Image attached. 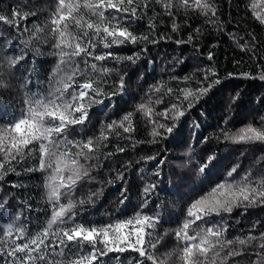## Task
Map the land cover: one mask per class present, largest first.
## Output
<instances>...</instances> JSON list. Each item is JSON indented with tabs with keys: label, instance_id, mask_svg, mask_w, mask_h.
<instances>
[{
	"label": "snow or ice",
	"instance_id": "snow-or-ice-1",
	"mask_svg": "<svg viewBox=\"0 0 264 264\" xmlns=\"http://www.w3.org/2000/svg\"><path fill=\"white\" fill-rule=\"evenodd\" d=\"M228 5L231 10L232 0ZM145 18V29L134 31V21ZM248 19L264 29L255 0L243 5V13L238 3L236 18L229 11L228 21L216 0H10L0 11V264H170L169 257L178 264H264V94L235 131L229 125L239 92L229 93L213 133L197 140L201 125L193 119L188 139H178L191 110L225 79L215 63L200 59L215 60V43L201 49L205 29L224 33L234 25L229 40L258 71H229L226 77L264 82V65L257 62L264 59L257 55V49L264 53V39ZM195 20L200 23L193 26ZM157 22L171 32H157ZM173 34L180 37L177 45L194 50L191 71L176 74L184 61L173 57L162 69L166 80L161 75L145 87L141 74L139 99L133 95L129 109L115 118L111 101L127 95L131 84L122 69L136 65L148 44L173 40ZM129 44L126 54L122 46ZM42 56L51 57L50 67H39ZM137 117L149 127L146 141L136 139ZM213 137L224 144L225 157L209 147ZM145 143L155 149L136 156L137 145ZM162 144L183 151L173 161ZM129 148L135 159L120 162ZM165 168L170 181L186 178L177 170L194 177L174 228L169 207L175 202L160 199ZM129 171L138 175L134 194ZM33 173L41 177L34 184L33 177L20 179ZM117 184L103 212L107 219L85 221L88 208ZM250 208L262 215L237 231ZM169 236L175 246L161 255Z\"/></svg>",
	"mask_w": 264,
	"mask_h": 264
},
{
	"label": "trees",
	"instance_id": "trees-1",
	"mask_svg": "<svg viewBox=\"0 0 264 264\" xmlns=\"http://www.w3.org/2000/svg\"><path fill=\"white\" fill-rule=\"evenodd\" d=\"M21 0H17V3H20ZM38 3L43 5L46 3V0H37ZM217 4L220 5V12L222 14V18L225 21L229 20V11H231V18L235 19L237 16V4L241 5V13H243V5L245 3H252L253 0H232V7L231 10L229 9L228 0H216ZM264 3V0H255L256 10L258 12H264V7H261V4ZM10 4V0H0V11H3L4 6ZM167 20V18H164ZM31 20V18H30ZM29 20V23H30ZM184 17L181 15L180 22H181V34L186 39L187 38V25L183 23ZM195 23H200L199 20H195ZM248 26L251 30L255 31L257 36L261 39H264V29H261L258 23H255L252 19L247 20ZM147 25V18L145 19H137L133 23V30L136 32L143 31ZM74 27V25H73ZM234 25H228L227 29L224 33H217L215 31H211L205 29L202 41H201V49L203 52L209 50V45L215 43L216 47L212 48L211 51L214 53L215 60L213 62H209L206 60L205 57L202 55L200 56L201 60H204L205 63H215L218 67V72L221 77H225L222 79L219 85H216L213 90H211L210 95L206 98L205 101H202L198 106L191 110V114L187 116V119L184 121V125L182 127V137H178L180 142L182 143L183 140L188 139L189 133V121L193 119L197 120L201 127L196 129V139L198 140L202 135H210L213 133L214 130L217 128L218 118L221 117L223 112V105L225 100L227 99L229 92L232 95H235L237 92L240 93L239 101L233 108V112L235 116L229 125V127L235 131L236 128L241 126V123H246L247 121L244 119L246 114L250 110H254L255 108V98L261 94H264V82L259 81L258 79H250L244 78L240 76H233L231 78L226 77V73L229 71L232 72H239L240 70H248L253 73H256L258 69L255 67L252 61L248 59L247 56L239 53V49H237L229 37L227 35L228 32L233 30ZM171 32L170 27L165 29L163 25H160L157 22V32ZM174 35L173 40H159L157 44H148L147 50L141 56L140 61L137 62L136 65L129 64L127 67L123 68L122 71L127 72L129 76L127 79L131 81L129 91L127 95L117 96L114 97L111 103L115 106V111L113 116L115 118H119L122 115V110H128L130 105L132 104L131 97L135 95L137 99H139V92L136 90V85L139 82L138 77L143 74L145 77L143 83L144 86L148 83H152L154 79H158L163 75L164 79H167V74L162 72V69H165L169 62L172 61L173 57H181L183 58V63L177 65L176 67V74L183 76L186 73L191 71V67L194 64V50L190 45L180 44L177 45L175 43V39L180 38L179 36ZM102 47V46H101ZM114 48L116 46H113ZM130 50H132V45H125L122 46V51L126 54H130ZM257 55H264L261 53L260 49H257ZM242 60L243 62L239 65H233L232 60ZM39 62V67L48 68L50 67L51 57L42 56L37 57ZM258 63L264 65V59L257 61ZM190 63V65H189ZM115 75V74H113ZM157 110H159L160 106H156ZM205 111L207 113L206 116L201 115V111ZM135 123L137 126V131L135 133L137 140H148L150 139L149 136V127L146 126L143 120L139 117L135 119ZM97 130H98V123H97ZM123 143V142H121ZM209 147L214 148L217 150L219 155L223 158L227 150L224 147L222 142H218L214 137L209 144ZM137 148L140 151H136V156L143 154V152L147 151L148 149H155V146L143 144L137 145ZM161 150L165 152V156H170L173 158L179 156L183 149L175 148L172 144L168 145L167 150H164L163 144L161 145ZM128 155L125 156L124 154H120V162H123L124 159H135V156L132 155L133 150L131 148L127 149ZM150 154V153H149ZM230 158V157H229ZM195 161V158H194ZM245 165L248 164L247 160L243 161ZM151 164V162H149ZM173 168H175V162H173ZM183 171L185 174V179L180 180L178 176H172L171 181L169 180V174L167 168H165V175H164V184L161 186L162 190L160 193V199L163 201H174L175 204L170 205L169 213L173 217V221L170 227L176 226V221L179 220L182 216V210L179 205L185 200V194L189 192V189L192 187L193 180L187 179L189 173L186 170H177ZM103 175V173H102ZM126 179L130 182V186L133 188V194L137 190L138 187V175L135 171H129L125 173ZM29 177H33L29 181L30 184L36 183L39 180L40 173H33V174H25L20 179L28 180ZM6 179L8 180H16L17 177L15 175H9ZM172 185L178 186V190L175 187H171ZM8 185L5 184V187ZM119 185H112L105 190V195L102 197L101 202L95 208L89 207L86 213H84L85 221L89 222H96L99 223L102 220H106L107 218L103 216V212L109 207L110 201L116 188ZM204 190H207V185H205ZM19 191H22L19 190ZM32 193H35V189H30ZM86 191V190H85ZM203 194V193H200ZM195 195V193H193ZM128 208H125V211H129ZM239 209L236 210V215H239ZM43 216L44 213L41 212L39 214ZM262 215L259 208H250L247 213L244 214V217L241 218L240 225H237V231L242 228L247 227L248 220L259 217ZM249 218V219H248ZM199 223V222H197ZM162 231V229H161ZM231 231V230H230ZM167 244L164 248L160 249L161 255L165 252H168L175 246V239L172 236L166 238ZM130 251V250H129ZM170 264H178V262L174 259V257H169ZM115 264V262H113Z\"/></svg>",
	"mask_w": 264,
	"mask_h": 264
},
{
	"label": "bare ground",
	"instance_id": "bare-ground-1",
	"mask_svg": "<svg viewBox=\"0 0 264 264\" xmlns=\"http://www.w3.org/2000/svg\"><path fill=\"white\" fill-rule=\"evenodd\" d=\"M189 65H190V63H189ZM191 69H192V67H191ZM230 93V92H229ZM232 94H234V93H232ZM249 219V218H248Z\"/></svg>",
	"mask_w": 264,
	"mask_h": 264
}]
</instances>
